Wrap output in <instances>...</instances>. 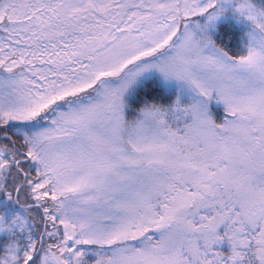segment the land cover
Masks as SVG:
<instances>
[{
	"label": "snow or ice",
	"instance_id": "snow-or-ice-1",
	"mask_svg": "<svg viewBox=\"0 0 264 264\" xmlns=\"http://www.w3.org/2000/svg\"><path fill=\"white\" fill-rule=\"evenodd\" d=\"M0 264H264V0H0Z\"/></svg>",
	"mask_w": 264,
	"mask_h": 264
}]
</instances>
